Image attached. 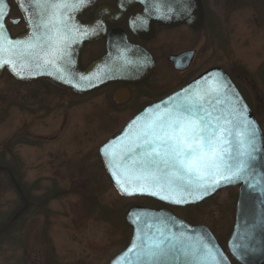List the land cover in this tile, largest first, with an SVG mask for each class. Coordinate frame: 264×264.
Listing matches in <instances>:
<instances>
[{
    "label": "rangeland",
    "instance_id": "rangeland-1",
    "mask_svg": "<svg viewBox=\"0 0 264 264\" xmlns=\"http://www.w3.org/2000/svg\"><path fill=\"white\" fill-rule=\"evenodd\" d=\"M204 2L205 29L198 35L186 28L168 33L159 54L196 45L205 36L206 67L219 66L233 77L264 132V0ZM174 83L178 77L164 86ZM132 117L114 106L107 91L77 97L45 83L0 79V164L35 197L59 192L47 208L10 222L11 238L0 239V264H109L126 248L132 233L128 209L161 207L153 199L121 197L99 155ZM238 193L231 188L200 205L170 210L208 227L226 247ZM20 208L15 185L0 172V225Z\"/></svg>",
    "mask_w": 264,
    "mask_h": 264
},
{
    "label": "water",
    "instance_id": "water-1",
    "mask_svg": "<svg viewBox=\"0 0 264 264\" xmlns=\"http://www.w3.org/2000/svg\"><path fill=\"white\" fill-rule=\"evenodd\" d=\"M41 2L70 5L68 8L60 9V15L65 21L68 19L76 20L79 14L93 7L98 0H41ZM16 3L28 22V30L17 37L12 36L6 26L10 6L7 0H0V33L3 34V37L14 43L16 41H30L34 35L41 36L45 31L42 27H37L40 19L38 14L41 10L35 6L33 0H16ZM119 6L120 8L123 6L141 8L140 12L132 18V29L141 38H146L144 37L146 34H148V38H151L155 25L164 29L188 26L199 31L205 22V9L202 0H119ZM50 11L51 9H49ZM110 13V10L102 9L96 14L94 22L87 25L76 23V25L70 26L86 33L77 35L64 33L65 39L59 42L63 54L54 61V65L30 60V68L21 71L16 55L0 52V57L12 61L10 64L0 66V79L8 72L21 82L46 81L60 90L78 95L92 94L107 86L123 84V82H143L153 74V63H106L110 59L120 61L123 58L152 60L146 50L124 41L123 35L109 36L107 40L108 53L85 69L79 63L83 45L86 42H97L103 38L102 20ZM49 35L55 43L57 33L51 32ZM188 55V52L178 56L172 55L169 57V61L175 70L181 71L188 66V64L182 63ZM13 64L17 65L15 71ZM129 79H133V81H127ZM218 84H224L226 87L219 97L212 98L213 114L228 116L235 107L244 118L252 122L251 127L255 131V150L252 151V158L248 160V167L243 178L232 183H221L214 190L204 195H200L198 191L186 189L183 191L184 201L182 203L174 202L181 198L180 195L168 191H160L158 195H151L149 193L154 189L148 188L141 192L131 184L125 186L133 194L125 193L113 175L114 167L111 156L105 155V150L119 152L123 146V141L130 135L134 122L138 120L143 122L150 115H155L158 109L173 108L174 105L181 103L186 95L191 96L197 90L203 91ZM119 95L118 92L114 96L117 104L122 103L118 100ZM99 153L114 186L119 194L126 199L145 197L167 206L184 208L199 205L215 196L219 191L239 187L235 225L227 243V249L229 255L239 264H264V133L255 114L223 69L208 70L183 89L148 107L132 119L122 132L113 136L103 145ZM190 191L192 192L191 195L188 194ZM162 196L169 198L162 199ZM126 221L132 228L131 239L128 246L113 258L110 264H233L223 246L206 226L192 225L167 210L133 206L126 213ZM161 232L176 244L177 250L159 262H149L138 258L136 251L146 244L149 238L159 236ZM200 241L206 243L213 250L216 257L215 261L191 254V246L198 245ZM181 248L184 251H179ZM186 252L189 254L186 255Z\"/></svg>",
    "mask_w": 264,
    "mask_h": 264
},
{
    "label": "snow or ice",
    "instance_id": "snow-or-ice-1",
    "mask_svg": "<svg viewBox=\"0 0 264 264\" xmlns=\"http://www.w3.org/2000/svg\"><path fill=\"white\" fill-rule=\"evenodd\" d=\"M33 3L41 10L37 25L45 30L41 36L34 35L30 41L13 43L0 33V52L16 55L21 71L30 68V60L54 65L63 54L59 42L65 39V31H71L60 15V9L70 5L47 4L41 0H33ZM51 32L57 33L55 43L49 35ZM10 63V59L0 57V66ZM16 67L13 64L14 71ZM225 87L218 84L197 90L173 108L158 109L143 122H134L119 152L105 150V155L111 156L113 175L125 193L133 194L125 186L131 184L141 192L154 189L149 193L151 195H158L160 191L180 195L181 198L174 202L182 203L186 189L204 195L221 183L243 178L255 150V131L252 122L235 107L228 116L213 114L212 98L219 97ZM175 250L176 244L163 232L149 238L138 251L133 249L138 258L149 262H159ZM191 254L212 261L216 259L213 250L203 241L191 246Z\"/></svg>",
    "mask_w": 264,
    "mask_h": 264
},
{
    "label": "flooded vegetation",
    "instance_id": "flooded-vegetation-1",
    "mask_svg": "<svg viewBox=\"0 0 264 264\" xmlns=\"http://www.w3.org/2000/svg\"><path fill=\"white\" fill-rule=\"evenodd\" d=\"M202 1L205 8V22L203 27L199 31H195L187 26H180L173 29H164L158 25H155L154 33L151 38H148V34L144 35V37L146 38H141L137 36L132 29V18L138 12H140L141 8L137 6L133 8H128L127 6H123V8H120L119 0H98V2L93 7L84 11L82 14H79L76 20L75 19L65 20L64 21L65 25L68 26V29H71V31H65L64 32L65 34H69V35L85 34L86 33L85 31H79L78 29L71 28L70 26L76 25V23L81 25L90 24L96 20V14L100 10L108 9L111 11V13L108 16L104 17L102 20V26L104 27L103 38L97 42H86L83 45L81 60L79 62L81 63L83 68L88 67L91 63H94L97 59L105 56L108 53L107 40L108 37L111 35H115V36L123 35L124 41H127L130 45L137 46L146 50V52L151 56L152 60L149 61V60L123 58L120 61L110 59L106 61V63H153L154 66L153 74L141 83L123 82V84L122 83L114 84L103 88L99 92L89 95H78L75 93H70V94H73L77 97H87L107 91L111 93V100L114 106L116 108H123V114L133 115L132 117L133 119L137 115L144 112V110H146L148 107L167 98L173 93L183 89L190 82H192L193 80H195L197 77L201 76L208 70L213 68H221L219 66H213L210 68L206 67L205 62L207 60L206 59L207 38L205 36H202L200 39H198V41L196 42L198 44L196 45L189 44L188 47L186 48H181L178 50H169V51H165L164 53L162 52L163 54H159V50L162 49L163 45L166 43L168 33L174 32L182 28H186L187 30H189V32L198 35V33H200L205 29L206 24L208 22V18H207L205 2L204 0ZM8 3L10 6V11L6 20V26L11 32V34L15 37L25 33L28 30V22L26 18L23 17L20 9L18 8L16 4V0H8ZM158 39L160 40L162 39L161 41L162 44L159 45V48L156 44V41H158ZM187 52L189 53V55L186 58V60L182 62L184 64H188L187 68L181 71L175 70L174 66L169 61V57L172 55L178 56ZM198 63L201 66L199 71H197L196 69ZM134 72H136V70H134ZM226 73L235 83L238 90L240 91L242 96L245 98L247 104L249 105L243 90L240 89L239 85L233 79V77L228 72ZM6 75L12 77L8 73H6ZM176 77H178L177 84L174 83L168 85L169 87L164 86L166 83L170 84L171 78H176ZM127 81H133V79H129ZM18 83L24 84L21 82ZM42 83H45L46 85L55 88L48 82H42ZM118 92L120 93V95L118 96V100L122 102L121 104H117L114 100V96ZM128 123L129 121L124 124L123 129L126 127ZM161 209H166L171 211L170 210L171 208H168L163 205H161V207L158 210Z\"/></svg>",
    "mask_w": 264,
    "mask_h": 264
},
{
    "label": "trees",
    "instance_id": "trees-1",
    "mask_svg": "<svg viewBox=\"0 0 264 264\" xmlns=\"http://www.w3.org/2000/svg\"><path fill=\"white\" fill-rule=\"evenodd\" d=\"M0 172L7 173L10 183L15 185V189L21 199V208L17 211L13 217L7 218L4 220V223L0 225V239H9L12 236V230H10V222H24L26 220V213L38 212L42 208H47L50 200H53L59 195V192L56 190L49 191L41 197H35L32 195L31 189L23 190L19 187L15 180H17L11 171L10 168L5 165L0 164ZM30 206V207H29ZM29 208V209H28ZM24 210H28L25 211ZM5 237V238H4Z\"/></svg>",
    "mask_w": 264,
    "mask_h": 264
}]
</instances>
